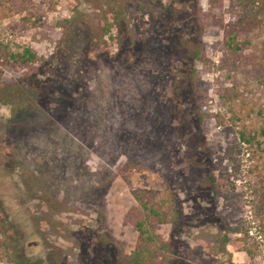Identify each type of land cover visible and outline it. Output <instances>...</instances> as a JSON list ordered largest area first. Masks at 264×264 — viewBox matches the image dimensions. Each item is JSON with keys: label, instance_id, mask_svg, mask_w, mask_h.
<instances>
[{"label": "trees", "instance_id": "trees-1", "mask_svg": "<svg viewBox=\"0 0 264 264\" xmlns=\"http://www.w3.org/2000/svg\"><path fill=\"white\" fill-rule=\"evenodd\" d=\"M79 1L93 11L96 26L93 34H80L81 47L77 52L83 51L78 53L79 62H68V65H74L77 75L65 96L61 92V121L53 118L51 110L46 108L49 99L59 94L53 88L50 76L45 74L46 66H54L52 60L38 57L27 46L14 44L4 36L0 26V105L9 108L11 123L17 122L21 115L27 118L29 113L36 112L46 113L48 120L40 130L46 132L45 137L30 141L24 137L15 140L16 137L11 135L1 147L2 156L15 157V161L12 160L22 176L29 171L37 175L34 178L40 186L37 204L44 211H53L49 217L51 223L60 213V192L63 196L70 194L68 188L59 189L60 181L68 176V172L76 180L82 181L83 176L89 179L86 186L77 184L74 187L80 194L90 191L98 196L96 214L97 219L103 221V197L120 170H154L162 180L163 191L139 189L130 192L135 205L126 211L123 221L136 234L134 246L129 253L110 251L108 264H200L190 249L181 253L172 245L174 236L189 232L193 219L183 214L184 198L179 197L173 183L175 177L184 176L182 171L174 168L179 166L181 159L188 161L190 158L193 164L203 169V192L214 193L215 185L213 170L203 160L207 151L202 124L208 115L204 111L195 67L196 62L202 60L200 38L204 23L200 19L199 0ZM222 1L208 0L209 7L218 4L217 8H220ZM16 2L0 0V21L8 17ZM188 9H193L191 15L187 14ZM227 10L229 17L224 24L222 46L235 55L244 42L248 43L242 41V37L256 35L257 44L243 66H249L250 71H247L255 76L264 92V0H227ZM135 16L145 17L140 35L133 30ZM57 27L62 35L56 46H64L79 26L63 20ZM84 29L87 26L81 30ZM4 68L21 72L13 84L2 82ZM135 74L143 79L131 81L130 75ZM163 76L166 82L164 91L153 90L152 83L161 81ZM85 77L93 79L89 94L83 85ZM233 90L234 86L226 91ZM71 105H77V109ZM184 105L188 109H184ZM69 112H75L72 121ZM263 112L264 109L256 111L259 116ZM152 113L161 116V121L155 120L153 126L148 123ZM231 115L234 120L241 119L239 114L231 112ZM242 115L246 120L249 118L248 111ZM232 126L237 143L227 147L228 157L238 169L240 160L251 162L245 172L253 176L247 183L251 197L250 221L230 231L237 234L240 250L248 258L247 264H251L256 245L249 235V223L257 221L264 226V168L258 170L257 166L260 160L264 162V122L258 129L243 122ZM185 141H192L195 145V153L186 158L178 148ZM86 152L103 158L104 163L109 160L106 169L89 168L82 159ZM116 165L118 167L114 169ZM27 186V182H22L17 191ZM16 194H21L17 195L18 198L25 196V193ZM18 198L15 196L14 201L18 209L30 205V200ZM72 204L76 206L78 201ZM0 209H3L1 203ZM20 211H17L18 215ZM217 216L222 223L225 222L219 213ZM21 218L18 225L0 228L3 264H54L46 247L38 255L25 252L28 237L25 227L33 221L31 215ZM44 219L35 217V225L44 227ZM160 225L169 228L165 239L156 233V227ZM221 243L223 247L227 243L225 236Z\"/></svg>", "mask_w": 264, "mask_h": 264}, {"label": "rangeland", "instance_id": "rangeland-1", "mask_svg": "<svg viewBox=\"0 0 264 264\" xmlns=\"http://www.w3.org/2000/svg\"><path fill=\"white\" fill-rule=\"evenodd\" d=\"M16 1L17 4L8 17L0 21L1 31L14 44L27 46L38 57L52 60L54 66L50 64L46 66L45 74L50 76L49 80L59 94L49 99L46 108L51 110L50 114L53 118L61 121L62 94L65 96V92L69 91L68 86L75 81L77 75L74 65H68V62L78 61V53L83 51L77 52V49L81 47L80 34L84 36L93 34L96 19L88 5L79 0ZM217 5L209 7L208 0L198 1L200 19L204 25L200 38L202 60L195 64L197 85L204 101V111L208 115L202 124L207 151L203 160L213 170L214 193L203 192L204 188L201 186L203 169L193 164L190 158L188 161L181 159L179 166L174 170L182 171L184 177H175L173 187L178 191L179 197L184 198L183 214L193 219L189 232L174 236L172 245L181 253L187 248L190 249L200 264H247L248 258L240 250L238 236L231 233L230 229L244 226L250 221L251 197L247 183L252 181L253 175H248L245 171L250 167L251 162L240 160L239 169L235 168L228 157L227 147L237 143L235 128L232 124L239 125L243 122L253 129H258L264 122V112L261 116L256 113L257 110L264 109L263 87L257 84L255 76L247 71H250L249 66L246 68L243 66L253 47L256 46L258 38L255 34L242 37L241 40L248 43L244 42L235 55L225 50L222 46V33L229 17L227 0L222 1L220 8H217ZM192 13L193 9L187 10L188 15ZM144 18L135 16L132 19L133 30L138 35L141 34ZM63 20L75 22L79 27L74 31L70 42L63 44L64 46H56L57 40L62 35L57 25ZM84 26H87V29L82 31ZM20 74L19 70L4 68L2 82L13 84ZM130 77L131 81L143 79L136 74ZM165 83L163 76L161 81L152 83V88L164 91ZM83 85L86 92L91 93L93 79L85 77ZM232 86L234 90L227 92L226 90L231 89ZM70 107L77 109V105ZM183 107L188 109L187 105ZM246 111L249 113L247 120L242 115ZM231 112L241 115V119L234 120L235 117L231 115ZM69 114L72 115V121L75 112H69ZM152 115L148 121L151 126L154 125L155 120L161 121V116L156 113ZM44 121H48L46 113L36 112L29 113L27 118L21 115L17 122L11 123L9 108L0 105V203L3 206V209H0V228L3 225H18L22 221L21 217L26 218L31 215L33 222L25 227L28 231L25 252L29 255H38L42 252V248L46 247L48 249L46 251L50 252V261L54 264H108L110 251L129 253L136 237L131 226L123 221L126 211L135 205L130 192L139 189L163 191L160 176L154 170L141 172L134 169L120 170L104 194V220L100 221L97 219L95 203L98 196L90 191L80 194L74 187L77 184L86 186L89 179L83 176L82 181H79L72 178L68 172V176L60 181L59 189L68 188L70 194L63 196L60 192L58 197L60 213L51 223L49 220L52 218L49 217L53 211H44L37 204L36 195L40 187L34 180L37 175L29 171L22 176L20 168L15 166L16 158H12L14 161L9 157L4 158L1 148L11 135L16 137L15 140L24 137L30 141H38L37 137L40 139L45 137L46 132L40 131ZM58 123L63 125L61 122ZM178 148L185 158L195 153V145L192 141L182 142ZM82 159L92 169L97 167L106 169L109 163L107 162L109 160L104 163L103 158H98L89 152H86ZM263 163L262 160L257 163L258 170L264 168ZM117 167L116 165L114 169ZM22 182H27V188L22 187L20 191H17ZM16 192L25 193V196L18 198L17 195L21 194L15 195ZM30 195H33V198ZM15 196L21 201L30 200V205L19 208L22 210L19 215L17 214L18 204L14 202ZM75 200L78 204L72 206ZM218 213L225 219L224 223L217 216ZM37 216L45 218L44 227L35 225L34 219ZM249 226V235L253 237L256 245L253 248L254 258L251 264H264V226L261 227L257 221L250 222ZM168 231L167 225L156 227V233L163 239L167 237ZM223 236L227 238L224 247L221 243ZM180 256L182 257V254ZM0 264H3L2 257H0Z\"/></svg>", "mask_w": 264, "mask_h": 264}]
</instances>
